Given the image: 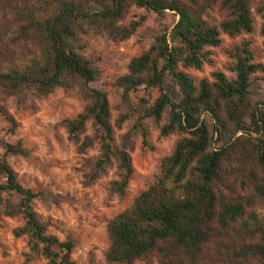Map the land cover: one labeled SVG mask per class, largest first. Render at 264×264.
Masks as SVG:
<instances>
[{"label": "trees", "instance_id": "16d2710c", "mask_svg": "<svg viewBox=\"0 0 264 264\" xmlns=\"http://www.w3.org/2000/svg\"><path fill=\"white\" fill-rule=\"evenodd\" d=\"M133 10L171 13L178 21L114 82L122 112L113 121L108 94L94 87L101 72L81 52L84 38L132 39L146 22L131 17ZM213 11L222 18L218 24ZM254 13L264 18V0H0L1 103L24 104L58 90L77 94L83 110L59 126L73 141L89 123L96 126V170L115 164L118 172L112 193L124 197L134 175L129 155L115 145L123 125L134 120L125 138L141 137L143 148L150 147L148 120L161 138L178 137L160 178L108 224L106 264H264V97L256 100L252 90L264 65L243 42L228 52L234 80L214 73L212 81H195L185 73L200 72L222 36L252 34ZM167 79L179 91L177 102L166 93ZM1 103L0 116L16 128ZM4 150L6 157L29 156L20 142ZM39 197L0 157V221H23L13 235L27 239L25 264H76L74 242L60 241L39 223L33 209Z\"/></svg>", "mask_w": 264, "mask_h": 264}, {"label": "rangeland", "instance_id": "374dc122", "mask_svg": "<svg viewBox=\"0 0 264 264\" xmlns=\"http://www.w3.org/2000/svg\"><path fill=\"white\" fill-rule=\"evenodd\" d=\"M134 16L146 17V22L132 39L118 42L107 35L84 38L86 48L81 52L101 72V79L94 87L108 94L113 121L122 112L119 96L113 88L114 82L127 73L131 60L147 50L159 33L165 28L171 31L178 21L171 13L157 16L133 10L131 17ZM211 16L216 24L222 20L216 11ZM263 26L264 18L254 13L252 34L235 40L222 36L221 46L210 50L209 62L203 69L200 72L187 70L185 73L195 81H212L214 73H222L229 80H234L228 52L243 42L250 43L255 63L264 65ZM165 86L168 96L177 102L180 98L178 89L169 79ZM252 90L256 100L264 97V75L254 77ZM1 105L15 121L16 128L0 116V157L15 171L23 188L40 195L33 203L39 223L49 235L60 241L74 242L72 259L76 264H106L105 254L110 248L108 224L129 209L134 200L160 178L161 162L173 153L178 137L161 138L159 127L152 120L145 122L149 148H143L139 136L125 138L134 120L115 132L116 147L129 155L134 169L128 190L121 197L111 192L112 184L118 180L115 164L103 172L96 170L101 148L100 132L96 126L89 123L77 141L69 140L59 126L62 121L74 119L83 110L84 103L77 94L58 90L48 98L31 97L24 104H19L15 98H8ZM166 121L165 114L162 124ZM88 141H91V146L83 151L82 147ZM18 142L22 143L29 156L6 157L4 146ZM22 225L20 218H1L0 264H25L27 239L13 235V231ZM31 264L45 262L38 260Z\"/></svg>", "mask_w": 264, "mask_h": 264}]
</instances>
